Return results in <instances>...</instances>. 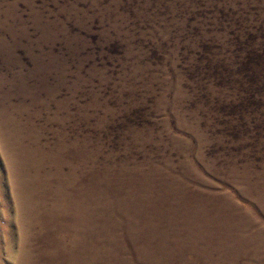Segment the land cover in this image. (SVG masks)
<instances>
[{
    "label": "rangeland",
    "instance_id": "obj_1",
    "mask_svg": "<svg viewBox=\"0 0 264 264\" xmlns=\"http://www.w3.org/2000/svg\"><path fill=\"white\" fill-rule=\"evenodd\" d=\"M0 264H264V0H0Z\"/></svg>",
    "mask_w": 264,
    "mask_h": 264
}]
</instances>
